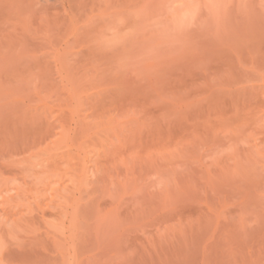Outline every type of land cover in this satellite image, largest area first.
Returning <instances> with one entry per match:
<instances>
[{
  "label": "rangeland",
  "instance_id": "374dc122",
  "mask_svg": "<svg viewBox=\"0 0 264 264\" xmlns=\"http://www.w3.org/2000/svg\"><path fill=\"white\" fill-rule=\"evenodd\" d=\"M0 264H264V0H0Z\"/></svg>",
  "mask_w": 264,
  "mask_h": 264
}]
</instances>
